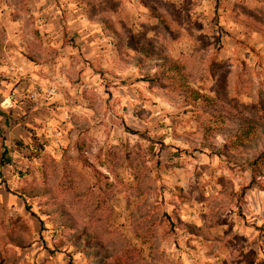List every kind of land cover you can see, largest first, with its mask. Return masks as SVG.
Masks as SVG:
<instances>
[{
  "label": "rangeland",
  "instance_id": "374dc122",
  "mask_svg": "<svg viewBox=\"0 0 264 264\" xmlns=\"http://www.w3.org/2000/svg\"><path fill=\"white\" fill-rule=\"evenodd\" d=\"M92 1L97 17L111 18L128 40L181 59L195 90L264 119V0H214L218 6L207 28L204 21L190 20L186 2L175 11L162 0H147L164 13L169 32L144 13L143 1L141 10H130L125 0ZM11 2L12 16L24 22L30 52L2 50L0 85L7 81L5 59L50 62L59 57L43 48L42 27L25 0ZM81 5L86 13L87 6ZM180 28L189 34L193 53L176 51L184 34ZM59 29L65 27L59 24ZM3 33L0 28L1 40ZM89 72L98 74L99 87H87L83 110L71 112L68 121L54 122L44 113L26 134L28 115L9 112L4 118L0 113V264H88L60 228L61 208L81 225L88 221L82 215L99 217L102 229L121 234L148 263L264 264V177L251 186L246 164L206 148L208 135L197 133L196 110L185 97L144 80L145 72L136 68L127 81L126 74L108 77L100 68ZM12 94L10 111L16 104ZM39 100L47 106L48 100ZM38 101L27 102L36 106ZM14 126L19 129L12 133ZM215 143L222 148L224 140ZM130 161L148 187L142 196ZM45 190L48 195L30 198ZM180 222L201 229L200 235L183 230ZM145 226L155 227V253Z\"/></svg>",
  "mask_w": 264,
  "mask_h": 264
},
{
  "label": "crops",
  "instance_id": "0c3cea01",
  "mask_svg": "<svg viewBox=\"0 0 264 264\" xmlns=\"http://www.w3.org/2000/svg\"><path fill=\"white\" fill-rule=\"evenodd\" d=\"M125 1L130 10H135L137 7L141 10L140 1H143L145 2L144 13H148L151 18L158 21L159 19L152 16V11H156L164 17V13L159 12L147 0ZM162 1L164 5L173 6L175 11H181L184 3H188L191 11L188 13L190 20L192 22L193 20L204 21L205 28L208 27L209 21L213 20V16L215 17V8L218 6L214 0H199V7L196 0ZM25 3L32 9L36 21L42 27L43 48L47 49L48 53L56 54L58 52L59 54L56 59L51 57L50 62L49 60L34 62L23 57H10L4 60L2 70L7 81L0 85V113L4 118L9 117L10 113L13 116L28 115L30 122L26 125L27 130L23 128V133L27 134L28 129L35 125L34 119L41 114L52 115L54 122L56 118H60V120L67 118L66 121H68L71 112L83 110L80 104L85 103L83 93L87 87L91 85L94 88L99 87L98 74L89 72L91 75L88 76V70L93 71V68H100L102 73L106 72L105 76L108 77L113 72L122 76L126 74V79L122 77L120 80L125 79L127 81L129 76H133V71L136 68L126 67L119 61L117 50L111 40L104 35L103 27L91 23L80 3L72 0H25ZM56 3L63 5V7H56ZM11 4V0H0V28L4 29L6 35L3 49L15 54H26L30 50L25 42L24 22L22 19L12 16L16 9L14 6L12 8ZM177 14L175 12V15ZM165 20L167 22L166 18ZM59 24L65 27L64 31L59 29ZM163 26L166 31H170L169 25L163 24ZM179 30L184 34L182 41L175 46L176 51L186 55L193 53L195 46L191 42L189 34L183 28ZM174 59L178 60L177 58ZM120 66L126 69L125 72L119 69ZM19 69H22L20 73ZM76 69L78 74L75 75ZM91 77L93 78L92 82H88V78ZM74 80L78 81V84H70ZM115 81L117 82V80ZM117 84L114 83L113 85L117 86ZM51 86L56 87V94L48 100L47 106L43 104V100H39L36 106L29 105L27 98L38 87L47 90ZM12 92L13 94L16 93V104L14 110L10 111L8 109L9 96ZM76 102L78 107L73 104ZM67 123L65 126L69 131L70 128ZM5 126L9 127L7 124ZM12 128L14 129L12 133L19 129L15 126Z\"/></svg>",
  "mask_w": 264,
  "mask_h": 264
},
{
  "label": "trees",
  "instance_id": "16d2710c",
  "mask_svg": "<svg viewBox=\"0 0 264 264\" xmlns=\"http://www.w3.org/2000/svg\"><path fill=\"white\" fill-rule=\"evenodd\" d=\"M76 1L87 6L86 15L91 22L103 27L104 35L117 50L119 61L126 67H135L145 72L144 80L157 83L162 89L185 97V103L196 110L193 116L198 122L197 133L208 135L206 142L209 145H203L210 148L214 154L226 156L230 162L246 164L252 173L251 186L257 185L258 179L264 177V119L241 114L220 99L195 90L191 82L192 74L181 59L176 60L168 54L149 51L148 45L139 40H128L116 29L111 18L97 17L92 0ZM152 16L167 26L165 18L158 12L152 11ZM3 35L2 40L0 39V55L6 38L5 32ZM219 137L224 140L222 148H218L215 143ZM130 166L136 173L140 188L137 195L142 196L148 187L145 186V180L141 178L138 167L131 161ZM48 194L47 190L37 191L35 195H30V198ZM59 214L62 216L60 228L68 232L72 247L76 252L85 255L88 264H154L148 263L136 250L131 249L129 242L121 234L109 233L107 229H102L101 219L94 214L82 215L83 218H88L87 223L83 225L76 221L75 215L64 208H61ZM139 220L140 225L144 226L145 215L140 214ZM180 226L193 235H200L201 229L193 225L180 222ZM213 226L214 224H211L209 227ZM143 232L146 233L145 238H148L152 252L155 253L158 247L155 227L145 226Z\"/></svg>",
  "mask_w": 264,
  "mask_h": 264
},
{
  "label": "built area",
  "instance_id": "2783aa9c",
  "mask_svg": "<svg viewBox=\"0 0 264 264\" xmlns=\"http://www.w3.org/2000/svg\"><path fill=\"white\" fill-rule=\"evenodd\" d=\"M22 71V69H19V73ZM16 93L12 94V99L16 98ZM56 94V87L51 86L47 90H43L42 88H37L30 96L27 98V100L31 102H37L41 97H44L45 100H50L54 97Z\"/></svg>",
  "mask_w": 264,
  "mask_h": 264
}]
</instances>
